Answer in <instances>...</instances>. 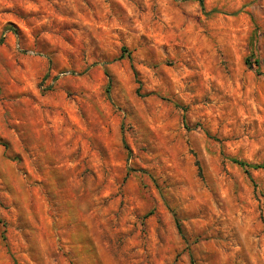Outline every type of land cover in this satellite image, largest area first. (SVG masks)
<instances>
[{"label": "rangeland", "instance_id": "obj_1", "mask_svg": "<svg viewBox=\"0 0 264 264\" xmlns=\"http://www.w3.org/2000/svg\"><path fill=\"white\" fill-rule=\"evenodd\" d=\"M0 0V264H264V0Z\"/></svg>", "mask_w": 264, "mask_h": 264}, {"label": "trees", "instance_id": "obj_2", "mask_svg": "<svg viewBox=\"0 0 264 264\" xmlns=\"http://www.w3.org/2000/svg\"><path fill=\"white\" fill-rule=\"evenodd\" d=\"M201 7H203L202 5V1L201 0H197ZM233 163L237 164L238 166H240L241 168H243L245 170L246 173H249V170H258V169H264V165H249L245 162H241V161H237V160H232Z\"/></svg>", "mask_w": 264, "mask_h": 264}]
</instances>
